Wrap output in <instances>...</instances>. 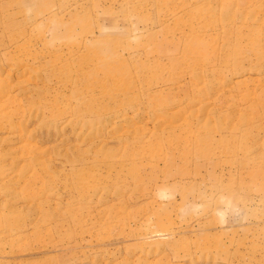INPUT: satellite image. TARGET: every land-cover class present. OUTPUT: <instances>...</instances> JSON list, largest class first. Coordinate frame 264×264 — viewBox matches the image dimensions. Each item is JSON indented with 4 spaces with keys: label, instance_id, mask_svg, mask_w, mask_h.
I'll use <instances>...</instances> for the list:
<instances>
[{
    "label": "rangeland",
    "instance_id": "obj_1",
    "mask_svg": "<svg viewBox=\"0 0 264 264\" xmlns=\"http://www.w3.org/2000/svg\"><path fill=\"white\" fill-rule=\"evenodd\" d=\"M0 264H264V0H0Z\"/></svg>",
    "mask_w": 264,
    "mask_h": 264
}]
</instances>
